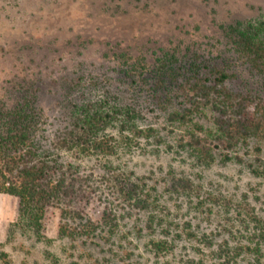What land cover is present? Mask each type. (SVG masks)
<instances>
[{
  "label": "rangeland",
  "instance_id": "1",
  "mask_svg": "<svg viewBox=\"0 0 264 264\" xmlns=\"http://www.w3.org/2000/svg\"><path fill=\"white\" fill-rule=\"evenodd\" d=\"M261 21L264 0H0V106L34 97L37 158L69 167L67 180L87 194L92 222L110 210L119 218L108 237L60 233L54 207L36 237L17 225L15 200L0 195V264H223L219 247L226 242L233 254L253 231L239 204L264 231V178L254 172L264 164V134L233 150L241 162L216 154L199 163L178 148L190 134L216 135L214 114L193 89L215 84L218 73L230 94L264 101V81L236 59L226 36L231 25ZM74 106L100 118L94 141L103 153L55 145L72 127ZM174 112L186 119L170 121ZM121 174L145 184L156 212L121 209L106 183ZM170 178L233 207H199L194 197L169 192ZM151 219L160 225L153 233ZM171 238L167 254L149 246ZM261 254L264 260V243ZM253 258L242 253L228 264Z\"/></svg>",
  "mask_w": 264,
  "mask_h": 264
},
{
  "label": "trees",
  "instance_id": "2",
  "mask_svg": "<svg viewBox=\"0 0 264 264\" xmlns=\"http://www.w3.org/2000/svg\"><path fill=\"white\" fill-rule=\"evenodd\" d=\"M226 30L232 54L239 62L248 66L258 80L264 81V21L236 23ZM217 75L213 79L215 84L207 83V80L201 87L193 89L198 102L213 112L216 135L209 139L190 134L184 142L178 144V148L188 151L199 163L214 161L216 154L224 161H240L239 156L231 158L233 150L238 146H245L247 139L252 136L264 134V101H256V96L230 94L224 84L226 76L221 73ZM21 99L18 97L12 104L0 106V195L15 200L17 225L36 237H42L49 211L55 207L61 221L60 233L72 232L85 237L96 232L106 237L112 235L118 227L119 218L115 212L105 211L97 223L92 222L85 214L87 194L80 189H74L73 184L67 180L66 172H69V167L63 169L54 161L37 158L33 139L41 121L40 112L36 108L34 97ZM74 107L72 127L67 130L64 138L56 140L55 145H61L62 140L61 148L65 150L88 152L92 148L103 153V146L94 141L100 118L90 114L85 106ZM186 116L174 112L170 121H184ZM141 134V131H137L134 135L142 137ZM109 151L111 153V149ZM257 169L254 170L255 174L264 178V164ZM106 183L109 192L121 204V209L143 213L157 210L151 192L144 189L145 184L140 179H131L126 174L112 175ZM168 185L169 192L194 197L199 207L208 202L211 206H219L225 211L233 207L228 200L199 198L186 179L170 178ZM237 208V214L239 209L244 211L242 222L251 223L253 231L247 233V238H243L246 240L245 244L237 246L233 254L230 248H226L225 242L217 250V257L223 264H228L230 259L246 253L254 256L247 264H264L261 259L264 231L257 228L259 221L249 210L246 212L240 204ZM159 223L166 227L161 220ZM156 225L151 219L147 221L146 230L153 233L160 226ZM233 233L229 234L233 236ZM187 236L193 237L192 234ZM172 241L174 238L153 240L149 242V246L155 254H167L172 248Z\"/></svg>",
  "mask_w": 264,
  "mask_h": 264
},
{
  "label": "crops",
  "instance_id": "3",
  "mask_svg": "<svg viewBox=\"0 0 264 264\" xmlns=\"http://www.w3.org/2000/svg\"><path fill=\"white\" fill-rule=\"evenodd\" d=\"M11 198V197H10ZM15 212H16V204H15V209H14V215H15Z\"/></svg>",
  "mask_w": 264,
  "mask_h": 264
}]
</instances>
